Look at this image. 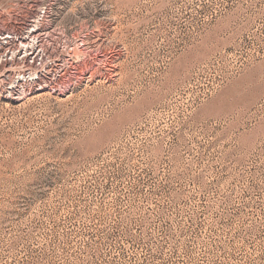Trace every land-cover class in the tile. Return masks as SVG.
<instances>
[{
  "label": "rangeland",
  "instance_id": "374dc122",
  "mask_svg": "<svg viewBox=\"0 0 264 264\" xmlns=\"http://www.w3.org/2000/svg\"><path fill=\"white\" fill-rule=\"evenodd\" d=\"M0 264H264V0H0Z\"/></svg>",
  "mask_w": 264,
  "mask_h": 264
},
{
  "label": "bare ground",
  "instance_id": "6f19581e",
  "mask_svg": "<svg viewBox=\"0 0 264 264\" xmlns=\"http://www.w3.org/2000/svg\"><path fill=\"white\" fill-rule=\"evenodd\" d=\"M14 44H15V41L13 40V41H11V43L9 44V46H10V45L13 46ZM2 46H3V45H2Z\"/></svg>",
  "mask_w": 264,
  "mask_h": 264
}]
</instances>
